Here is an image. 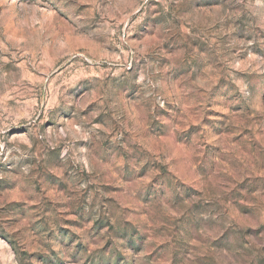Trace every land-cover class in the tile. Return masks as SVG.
Listing matches in <instances>:
<instances>
[{"label":"rangeland","instance_id":"obj_1","mask_svg":"<svg viewBox=\"0 0 264 264\" xmlns=\"http://www.w3.org/2000/svg\"><path fill=\"white\" fill-rule=\"evenodd\" d=\"M0 264H264V0H0Z\"/></svg>","mask_w":264,"mask_h":264}]
</instances>
